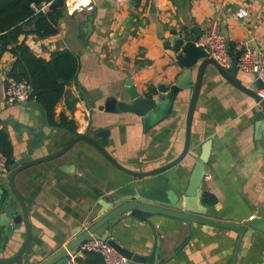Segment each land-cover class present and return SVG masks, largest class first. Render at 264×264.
<instances>
[{"label": "crops", "instance_id": "1", "mask_svg": "<svg viewBox=\"0 0 264 264\" xmlns=\"http://www.w3.org/2000/svg\"><path fill=\"white\" fill-rule=\"evenodd\" d=\"M92 2L91 12L62 9L57 35L44 39L29 35L25 39L30 50L45 60L61 50L78 59L76 78L64 87L54 109L56 126L47 125L35 101L7 103L5 77L14 58L9 52L0 58V129L11 142L12 160L22 165L50 156L74 137L103 128L110 130L106 150L125 168L136 170L139 166L138 170L145 172L163 166L182 151L188 92L176 101L170 117L147 133L136 117L101 112L98 105L108 97L127 100V79L142 97L147 90L175 83L183 70L176 66L164 42L172 31L182 28L189 33L196 27L203 34L215 23L235 61L242 55L241 43H246L256 59V52L264 49V0ZM47 5L40 9L49 11ZM240 9L247 11V17H237ZM238 72L242 84L255 89L253 75ZM254 107L252 98L208 66L193 114L190 156L172 169L135 183L92 146L77 142L62 156L16 174L14 184L28 206L31 224L26 264H39L66 246L69 236L79 228L81 232L95 224L103 204L118 206L127 197L139 195L148 205L161 202L176 206L183 198L200 146L208 137L212 138V148L198 203L200 217L239 228L246 221L264 218V139L256 140ZM62 117L72 123L75 133L60 126ZM7 176H0L4 192L0 209L9 203L15 215H20ZM207 195L216 202L207 203ZM106 230L103 227L97 234L101 236ZM108 231L122 248L156 264H230L237 240V234L230 230L159 215L142 221L126 213L114 220ZM24 237L23 224L14 226L10 237L1 231L0 247L5 245L0 258L14 256ZM236 264H264V232L246 228Z\"/></svg>", "mask_w": 264, "mask_h": 264}, {"label": "water", "instance_id": "2", "mask_svg": "<svg viewBox=\"0 0 264 264\" xmlns=\"http://www.w3.org/2000/svg\"><path fill=\"white\" fill-rule=\"evenodd\" d=\"M64 1L65 0H51L47 5V9L49 11H53L64 8ZM201 34V31H199L196 27L192 28L189 33L185 32V29L182 28L179 32L172 31L171 37L164 42L165 48L169 49L173 53L176 66L183 70L175 83L170 86L161 85L158 88L147 90L145 95L142 97L136 92L132 80L127 79L125 82L127 100L123 101L117 100L114 97H108L105 98L97 107L101 112L115 115L128 114L136 117L140 120L143 131L147 133L161 122L166 121L170 117L176 101L178 99H182L185 93L188 92V107L185 114V139L179 156L171 162L149 171H139V166L136 170H130L119 164L106 150L105 147L108 144L110 130L98 128L90 134L78 135L74 137L58 152L50 156L29 161L22 165H19V163L11 160L9 162L7 183L10 192L17 201L21 214L15 215L13 206H10L9 203H4L0 209V228H2L0 233L3 231L6 237H10L13 233V227L23 224L25 228V237L23 244L17 253L10 258H0V264H15L19 261L22 262V264H26V256L28 255L30 248L31 224L29 219V209L26 202L23 200L22 196L15 187L14 177L16 174L33 166L62 156L77 142H86L92 146L112 166L129 175L135 183L145 179H150L172 169L190 156L193 114L201 90L204 72L208 66H212L217 73L235 89L252 98L255 104L253 114L255 118L254 131L257 138L256 140L264 139V101L257 93V91L263 88V84L259 80H256L253 81L255 89L244 86L241 80L237 78L239 72L236 67L235 59H233V62L229 67H222L214 60L208 58L204 50L197 46V41ZM41 110L45 115L43 108ZM211 148L212 138L208 137L200 146L199 153L194 159L185 190L183 191V198L179 203H176V206H166L161 202L156 203L157 205H148L141 201L142 197L139 195L127 197L128 200L118 206H115L116 204L114 203L103 204L102 209L99 212V216L101 218L95 224L81 232H79V228L76 232L69 236L70 240L66 246L48 258L42 260L39 264H73L70 254H72L79 247V245L92 236H97L100 239L107 241L111 247H113L127 260L128 264H156L155 262L152 263L151 258L134 255L111 239V235L108 230L112 226L113 221L126 213H130L131 216L142 221L153 215H159L187 223L201 224L233 231L237 234V240L233 247L230 264H236L239 245L246 232V228L249 227L264 232V218H254L246 221L244 223V227L239 228L231 224L214 222L200 217L201 210L198 203L201 196V188L206 174V165L209 160ZM3 194V189L0 188V202ZM103 227H107L108 230L99 236L97 233ZM4 245L5 244L3 243L1 244L0 251L3 250ZM77 260V258L74 259V261Z\"/></svg>", "mask_w": 264, "mask_h": 264}, {"label": "trees", "instance_id": "3", "mask_svg": "<svg viewBox=\"0 0 264 264\" xmlns=\"http://www.w3.org/2000/svg\"><path fill=\"white\" fill-rule=\"evenodd\" d=\"M51 0H0V58L6 52L14 58L10 75L17 80H27L33 90L35 102L45 111L48 126H56L54 109L61 100L64 87L76 78L77 57L67 50L53 53L48 60L36 56L25 43L29 35L40 39L58 33L62 9L42 11L41 5ZM60 126L75 133L71 122L61 118ZM0 153L8 163L13 159V148L7 133L0 129ZM214 204L213 197L205 196ZM77 264H104L100 255L86 253Z\"/></svg>", "mask_w": 264, "mask_h": 264}, {"label": "built area", "instance_id": "4", "mask_svg": "<svg viewBox=\"0 0 264 264\" xmlns=\"http://www.w3.org/2000/svg\"><path fill=\"white\" fill-rule=\"evenodd\" d=\"M64 2V8L72 12H91L94 9L92 0H73L71 5L68 4V0ZM237 17H247V11L240 9L237 12ZM197 46L204 50L208 58L214 60L222 67H229L233 62V58L228 50L227 40L215 23L206 32L201 34L197 41ZM240 46L242 48V55L239 60L235 61L236 67L244 74H252L254 81L259 80L263 84V88L257 91V93L264 101V49L256 52V59H254V53L246 46V43H241ZM4 97L9 104H27L35 101L30 83L27 80H17L10 74L5 77ZM8 173L9 163L6 157L0 153V176L5 177ZM86 253L100 255L104 264H128L127 260L111 247L107 241L96 236L90 237L79 245L70 254L71 260L74 262L75 258L83 259Z\"/></svg>", "mask_w": 264, "mask_h": 264}, {"label": "bare ground", "instance_id": "5", "mask_svg": "<svg viewBox=\"0 0 264 264\" xmlns=\"http://www.w3.org/2000/svg\"><path fill=\"white\" fill-rule=\"evenodd\" d=\"M73 3V0H68V4L71 5Z\"/></svg>", "mask_w": 264, "mask_h": 264}]
</instances>
